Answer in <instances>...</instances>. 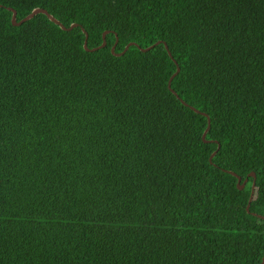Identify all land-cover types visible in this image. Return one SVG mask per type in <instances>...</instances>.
Wrapping results in <instances>:
<instances>
[{
    "label": "trees",
    "instance_id": "1",
    "mask_svg": "<svg viewBox=\"0 0 264 264\" xmlns=\"http://www.w3.org/2000/svg\"><path fill=\"white\" fill-rule=\"evenodd\" d=\"M263 257L264 0H0V264Z\"/></svg>",
    "mask_w": 264,
    "mask_h": 264
},
{
    "label": "water",
    "instance_id": "2",
    "mask_svg": "<svg viewBox=\"0 0 264 264\" xmlns=\"http://www.w3.org/2000/svg\"><path fill=\"white\" fill-rule=\"evenodd\" d=\"M8 11H10L12 13V16H11V25L13 27H18L20 26L21 24L31 20L34 16L38 15V14H42L44 16L47 17V19L53 23L54 25L58 26L61 30L63 31H70L71 29L73 28H76L77 25L76 24H72L70 25L68 28H65L61 23H59L55 18H53L51 15H49L45 10H42V9H34L29 15H27L25 18H23L22 20L20 21H17L16 20V13L15 11H13L12 9H8ZM82 32L84 33V43H83V49L84 51L86 52H95L97 50H100L102 48H104L106 46V41H105V35L106 33H103L102 34V43L100 46L96 47V48H93V49H88L87 48V34L84 32V30H82ZM160 44V42H157L155 43L154 45L150 46V47H146V48H140L138 47L139 51L141 52H147L149 51L150 49H152L154 46ZM133 44H128L124 50L120 53V54H115L114 50H115V45H113L111 47V54L118 57V56H121L123 55L129 48V46H131ZM164 46V49L166 50L167 54L169 57H171V54L168 50V47L166 46V44H163ZM179 72V68L177 67L176 68V72L170 77L169 81H168V89L174 94L175 92H173L171 89H170V84H171V81L172 79L177 75V73ZM176 98L179 99L176 95ZM181 103L184 105V106H187L183 101H181ZM193 111H195V113H199L200 115H202L203 117H205L207 119V127L202 135V141L203 143H213V141H207L205 138H206V134L207 132L209 131V127H210V123H209V118L207 117V115H205L204 113H200L196 110H194L193 108H191ZM219 149V145H217V150ZM217 151H214L210 157H209V162H211L212 158L215 156ZM228 174H230L231 176L235 177L237 179V189L239 191H242L245 187V183L247 181V178L241 182V178L239 176H237L236 174H234L233 172L231 171H227ZM248 177H251L252 178V184H251V189H250V195H249V198H248V202H247V206H246V212L247 213H250V205H251V201H252V198H253V194H254V188H255V175L253 173L249 174ZM255 215V214H254ZM262 217V216H261ZM263 218V217H262ZM262 264H264V257L262 258Z\"/></svg>",
    "mask_w": 264,
    "mask_h": 264
}]
</instances>
